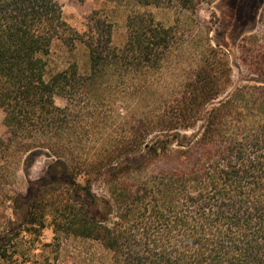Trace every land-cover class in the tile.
<instances>
[{
    "label": "trees",
    "instance_id": "16d2710c",
    "mask_svg": "<svg viewBox=\"0 0 264 264\" xmlns=\"http://www.w3.org/2000/svg\"><path fill=\"white\" fill-rule=\"evenodd\" d=\"M109 1L194 14L216 0ZM179 20L130 11L115 45L106 9L79 32L57 0H0V205L15 219L0 260L50 217L55 239L97 242L110 264H264V52L262 84H229L224 47ZM56 44L84 48L87 69L53 70ZM186 45L197 56L188 66ZM39 154L42 175L13 189L10 170Z\"/></svg>",
    "mask_w": 264,
    "mask_h": 264
},
{
    "label": "rangeland",
    "instance_id": "374dc122",
    "mask_svg": "<svg viewBox=\"0 0 264 264\" xmlns=\"http://www.w3.org/2000/svg\"><path fill=\"white\" fill-rule=\"evenodd\" d=\"M57 2L61 6L64 20L79 32L87 29V18L93 11L106 9L114 22L115 45H121L125 40L126 16L130 11L151 13L156 21L165 26L172 25L175 18L179 17L181 32L199 41L205 37V31L209 29L208 35L212 45H221L228 55L232 68L229 84H262V79L257 75L259 67L255 62L264 52V0H216L211 5L202 4L194 14L180 13L174 8H141L109 0H57ZM188 46L186 45V50H183L186 53L187 66L197 57L191 46ZM72 60L78 63L80 72L87 69L88 57L84 48L79 47L74 53H69L59 44L53 47L51 55L53 70L64 68L67 62ZM186 62L183 64L186 65ZM183 71L184 69L177 70L173 76L167 72L165 79L167 84H178L180 80L178 74ZM54 101L57 106L65 105L61 97L55 96ZM3 118L4 113L0 109V136H4L6 132ZM91 145L92 143L87 147ZM47 162L48 158L44 154L28 157L24 166L10 170L12 177L8 180L9 185L13 189H23L27 181L36 180L42 175ZM77 181L83 184L82 177ZM95 191L102 194L103 188L96 187ZM4 202L3 206L0 205V232L6 231L15 223L9 209L10 203L7 200ZM6 252L8 257L0 260V264H110V254L97 242L64 235L55 239L50 217L46 219L43 229L34 226L30 233L20 232L17 238L8 243Z\"/></svg>",
    "mask_w": 264,
    "mask_h": 264
}]
</instances>
